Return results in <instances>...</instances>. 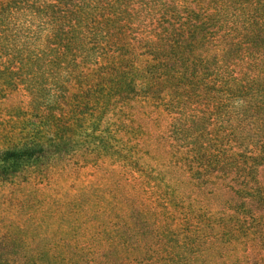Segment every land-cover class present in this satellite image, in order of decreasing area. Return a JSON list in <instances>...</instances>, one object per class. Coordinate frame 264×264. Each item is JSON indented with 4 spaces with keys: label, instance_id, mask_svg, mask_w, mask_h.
Listing matches in <instances>:
<instances>
[{
    "label": "trees",
    "instance_id": "obj_1",
    "mask_svg": "<svg viewBox=\"0 0 264 264\" xmlns=\"http://www.w3.org/2000/svg\"><path fill=\"white\" fill-rule=\"evenodd\" d=\"M19 91L0 183L91 170L16 263L264 264V0H0V103Z\"/></svg>",
    "mask_w": 264,
    "mask_h": 264
},
{
    "label": "rangeland",
    "instance_id": "obj_2",
    "mask_svg": "<svg viewBox=\"0 0 264 264\" xmlns=\"http://www.w3.org/2000/svg\"><path fill=\"white\" fill-rule=\"evenodd\" d=\"M141 60L140 58V61L128 64L129 74L137 80L140 78L139 70L143 68ZM96 96V93L78 92L73 104H79V107L84 108L83 111H87L96 106ZM90 97L92 102L88 101ZM19 107L24 110L29 108V96L23 91L11 94L0 103V142H5L7 136L14 135L13 132L18 127L15 125L18 122L15 117L21 116ZM145 112L143 105H137L130 111V114L137 115L136 119H131V123H145ZM100 152L103 151L100 149ZM88 170L81 171V174L74 173L77 179L69 181L68 192L57 186L50 176L41 179L31 172L14 178L11 182L0 183V262L2 260L7 264H18L15 257L17 254L22 255L30 250H53L52 242L57 232L55 229L60 228V232L67 219V193L76 192L81 187L83 178H90ZM56 194L63 195L64 198H53ZM57 221L58 225H55ZM4 255L6 257H2Z\"/></svg>",
    "mask_w": 264,
    "mask_h": 264
}]
</instances>
